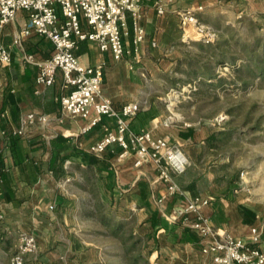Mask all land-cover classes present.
<instances>
[{
    "label": "crops",
    "instance_id": "obj_1",
    "mask_svg": "<svg viewBox=\"0 0 264 264\" xmlns=\"http://www.w3.org/2000/svg\"><path fill=\"white\" fill-rule=\"evenodd\" d=\"M156 3V0L140 3L146 39L138 57L129 53L116 61L109 52H101L90 41L81 42L76 55L83 66L104 64L103 93L116 108L132 102L141 106L138 114L130 119L133 132L148 131L156 137L170 138L172 144L181 146L186 153L188 166L195 165L202 149L195 144L197 134L175 125L177 119L169 117V101L165 100V105L162 99L144 94L143 73L130 71L134 63L144 65L138 70H145L149 62L169 63V8L160 17ZM176 17L179 22L177 13ZM28 24V12L19 11L15 20L1 31L12 63L0 66V180L3 181L0 242L12 234L27 232L35 236L36 250L42 253L40 257L47 256L48 264L53 260L77 264L86 244L79 235L83 230V205L92 200L89 186L94 180H100L103 201L116 192L121 193V186L131 184L122 191H128L133 206L145 216L151 230L156 231L157 259H167L169 264H216L212 253L203 252L207 241L197 231L183 227L182 221H173L170 217L184 204V198L195 196L211 200L203 212L219 232L250 241L252 230L256 229L261 237L259 247L264 251V215L235 195L192 190V185L204 179L176 176V180H188L182 186L185 197H165L159 203L166 187L152 161L137 167L134 154L121 157L122 149L118 145L111 146L101 157L90 153L89 147L103 138L106 127L116 129V121L104 117L91 130L83 132L87 121L72 118L61 110L60 97L71 90L64 87L62 73L57 72L52 86L37 84L35 62L50 59L54 47L50 40L37 34L15 43V37ZM128 32L131 42L126 37L125 45L132 51L131 16ZM30 114L36 119L24 124ZM70 258L73 259L68 261Z\"/></svg>",
    "mask_w": 264,
    "mask_h": 264
},
{
    "label": "rangeland",
    "instance_id": "obj_2",
    "mask_svg": "<svg viewBox=\"0 0 264 264\" xmlns=\"http://www.w3.org/2000/svg\"><path fill=\"white\" fill-rule=\"evenodd\" d=\"M184 10L216 31L215 48L182 40L176 13ZM169 26V63L149 62L145 70L134 63L129 70L143 73L144 94L169 101L175 125L197 134V162L178 177L199 176L204 180L192 190L231 193L264 215V78L254 76V67L238 72L253 54L264 52V0H175ZM187 181L176 180L182 190ZM130 185L104 201L100 180L89 186L92 200L83 205L79 234L86 244L77 264H169L156 258V231L122 191ZM20 233L0 242V264H9L17 252ZM40 255H27L26 264H48Z\"/></svg>",
    "mask_w": 264,
    "mask_h": 264
},
{
    "label": "built area",
    "instance_id": "obj_3",
    "mask_svg": "<svg viewBox=\"0 0 264 264\" xmlns=\"http://www.w3.org/2000/svg\"><path fill=\"white\" fill-rule=\"evenodd\" d=\"M142 0H0V66L12 63L9 49L1 39V31L15 20L19 11L29 14V24L15 37L19 43L23 37L37 34L52 43L53 55L45 61H37V84L52 86L57 72H61L64 87L71 88L68 94L60 97L61 110L72 118L87 121L83 132L91 130L104 117L116 121V129L105 128L102 139L89 147V152L101 157L111 146L122 149L121 157L133 153L134 165L139 167L145 161H152L159 178L166 187L165 197L184 198V192L176 182V176L185 172L187 157L182 148L172 144L170 138L156 137L148 131L133 132L130 119L134 118L141 106L127 103L120 109L103 93L104 64L83 66L76 55L79 44L84 41L95 43L101 52H109L116 61L133 53L138 57L146 39L141 24L140 3ZM175 0L156 3L157 14L166 15L169 5ZM132 18L133 48L128 51L125 38L128 32V17ZM180 27L184 30L185 43L199 41L206 45L216 41V31L202 23L190 10L177 12ZM194 35V36H193ZM156 46V42H153ZM36 119L30 114L24 124ZM40 119L44 120V117ZM21 133V132H20ZM3 181L0 180V194ZM211 200L203 196L184 198L183 205L170 215L173 221H182L185 228L197 231L206 241L205 253H212L216 264H264V251L259 247L261 237L256 229L252 239L246 241L227 233H221L204 214L203 209ZM17 252L9 264H26V256L37 248L34 235L21 232Z\"/></svg>",
    "mask_w": 264,
    "mask_h": 264
},
{
    "label": "trees",
    "instance_id": "obj_4",
    "mask_svg": "<svg viewBox=\"0 0 264 264\" xmlns=\"http://www.w3.org/2000/svg\"><path fill=\"white\" fill-rule=\"evenodd\" d=\"M209 46L214 48L216 47L214 44ZM249 59L250 60L248 62H244L238 72L242 73L245 68L251 70V67H254V76L264 78V52L261 53V56H254L253 54Z\"/></svg>",
    "mask_w": 264,
    "mask_h": 264
}]
</instances>
